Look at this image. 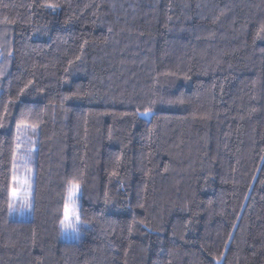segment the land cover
<instances>
[{"label":"trees","instance_id":"obj_1","mask_svg":"<svg viewBox=\"0 0 264 264\" xmlns=\"http://www.w3.org/2000/svg\"><path fill=\"white\" fill-rule=\"evenodd\" d=\"M0 264H264V0H0Z\"/></svg>","mask_w":264,"mask_h":264},{"label":"rangeland","instance_id":"obj_2","mask_svg":"<svg viewBox=\"0 0 264 264\" xmlns=\"http://www.w3.org/2000/svg\"><path fill=\"white\" fill-rule=\"evenodd\" d=\"M20 147H19V157L17 159L18 168L15 171V179L13 183V189L16 191V197L13 198V209H12V217L14 219H29L32 216L33 208V183H34V170L32 168V161L36 154L37 147V132L34 130H28L26 128H20L19 138ZM12 189V190H13ZM12 195V193H11ZM66 204L68 206V211L70 218L72 216L73 211L79 216L80 213V201L78 192L69 200V195H67ZM64 217V216H63ZM72 223L76 224L78 228V232L74 233L71 229H65V227L61 223V240L63 241H78L80 236L82 235V223L79 218V222L77 223L74 219L71 220Z\"/></svg>","mask_w":264,"mask_h":264},{"label":"snow or ice","instance_id":"obj_3","mask_svg":"<svg viewBox=\"0 0 264 264\" xmlns=\"http://www.w3.org/2000/svg\"><path fill=\"white\" fill-rule=\"evenodd\" d=\"M48 7L54 8L55 6L52 4L47 5ZM15 179V177H13ZM79 191V184H72L69 188V200L71 201L72 198L76 195V193ZM12 197H16V191L15 189L12 190ZM9 209H13V205L9 203ZM74 219L77 223L79 222V216L73 211L72 216L70 218L68 206L65 205V211H64V219L61 221L62 225L65 227V229H71L72 232L77 233L78 228L76 227L75 223H72L71 220Z\"/></svg>","mask_w":264,"mask_h":264}]
</instances>
